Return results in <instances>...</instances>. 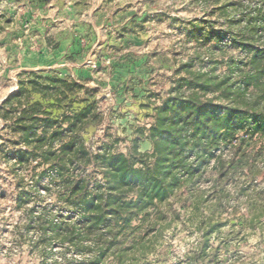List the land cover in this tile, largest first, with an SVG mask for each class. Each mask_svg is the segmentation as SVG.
Instances as JSON below:
<instances>
[{
  "label": "rangeland",
  "instance_id": "1",
  "mask_svg": "<svg viewBox=\"0 0 264 264\" xmlns=\"http://www.w3.org/2000/svg\"><path fill=\"white\" fill-rule=\"evenodd\" d=\"M253 1L258 0L244 3ZM225 3L0 0V105L17 91L25 70L73 77L86 85L77 98L95 103L97 125L82 131L86 145L93 152L128 154L136 135L148 129L159 95L177 79L175 71L193 59L196 70L209 66L210 51L219 48L204 39L227 29V17L213 14ZM71 29L72 56L65 58L64 51L52 56L48 47L69 38ZM220 44L228 49L226 36ZM5 137L0 121V264H63V253L69 264H87L89 252L79 254L53 240L40 244L35 229H24L32 206L68 222L76 214L49 194L48 188L56 190L47 178L39 185L32 180L28 169L34 162L29 168L7 159ZM151 150L148 141L139 144L140 152ZM221 156L227 176L218 181L212 163L193 194L184 196L186 209L174 204L180 216L167 213L168 224L149 234L145 254L128 250L121 264H264V140L237 142ZM20 185L31 193L22 205L16 202Z\"/></svg>",
  "mask_w": 264,
  "mask_h": 264
},
{
  "label": "trees",
  "instance_id": "2",
  "mask_svg": "<svg viewBox=\"0 0 264 264\" xmlns=\"http://www.w3.org/2000/svg\"><path fill=\"white\" fill-rule=\"evenodd\" d=\"M244 1L227 0L213 11L227 17V29L205 36L219 48L210 51L209 66L196 70L193 59L175 71L177 79L159 95L148 129L136 135L128 154L86 145L82 131L97 125V115L95 103L77 98L84 83L55 72L20 75L17 91L0 105L7 159L20 167L34 162L32 180L39 185L47 178L56 190L48 188L49 194L76 214L68 222L27 209L24 229H35L40 244L53 240L89 252L87 264H121L128 250L144 255L149 234L168 224L167 213L180 216L174 204L186 209L184 196L212 163L218 181L227 176L221 156L227 148L264 140V0ZM223 36L228 49L221 47ZM143 141L150 153L139 151ZM29 189L19 186L18 205L30 199ZM44 251L45 245L39 254ZM62 260L70 262L66 253Z\"/></svg>",
  "mask_w": 264,
  "mask_h": 264
},
{
  "label": "crops",
  "instance_id": "3",
  "mask_svg": "<svg viewBox=\"0 0 264 264\" xmlns=\"http://www.w3.org/2000/svg\"><path fill=\"white\" fill-rule=\"evenodd\" d=\"M70 31L71 32L68 33L69 38L65 39L64 41H62V39L56 40L57 43H55V44H58L57 48H54L52 45H50V46L48 45L49 46L48 48L50 49L52 56L56 57L57 56L56 53L61 52V51H64L65 58H67L68 56H72V54L74 52V47L76 44V38H75L76 34H74V30L71 29Z\"/></svg>",
  "mask_w": 264,
  "mask_h": 264
}]
</instances>
